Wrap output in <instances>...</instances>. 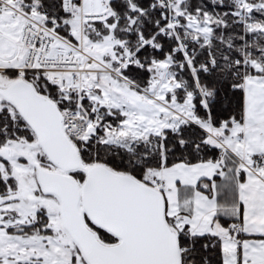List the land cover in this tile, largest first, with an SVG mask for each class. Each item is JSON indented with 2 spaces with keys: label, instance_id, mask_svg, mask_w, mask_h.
I'll return each mask as SVG.
<instances>
[{
  "label": "snow or ice",
  "instance_id": "obj_1",
  "mask_svg": "<svg viewBox=\"0 0 264 264\" xmlns=\"http://www.w3.org/2000/svg\"><path fill=\"white\" fill-rule=\"evenodd\" d=\"M0 264H264V0H0Z\"/></svg>",
  "mask_w": 264,
  "mask_h": 264
}]
</instances>
